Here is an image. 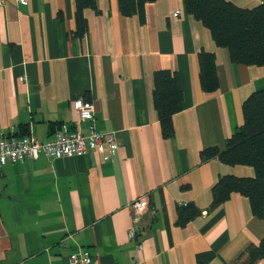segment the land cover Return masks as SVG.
Returning <instances> with one entry per match:
<instances>
[{
  "label": "crops",
  "instance_id": "1",
  "mask_svg": "<svg viewBox=\"0 0 264 264\" xmlns=\"http://www.w3.org/2000/svg\"><path fill=\"white\" fill-rule=\"evenodd\" d=\"M96 1L98 11H84L89 28L80 39L75 0H0V133L46 142L63 124L88 132L92 122L80 121L76 106L83 99L94 104L96 129L116 130L120 144L113 159L41 154L6 164L0 264H70L79 251L90 264H198L208 251L215 257L207 264H234L264 238V218L240 193L209 211L212 187L220 175L254 176L255 169L202 162L200 151L224 149L244 124L243 102L264 88V66L233 63L184 0L148 3L145 22L122 14L119 0ZM201 51L216 54L217 91L202 88ZM163 68L178 72L184 92L168 139L153 102L154 71ZM141 196L149 206L136 222L132 204ZM188 203L202 215L178 226L177 208Z\"/></svg>",
  "mask_w": 264,
  "mask_h": 264
},
{
  "label": "trees",
  "instance_id": "2",
  "mask_svg": "<svg viewBox=\"0 0 264 264\" xmlns=\"http://www.w3.org/2000/svg\"><path fill=\"white\" fill-rule=\"evenodd\" d=\"M157 0H119L120 11L127 17L138 15L146 19V5ZM187 11L206 26L215 44L228 49L233 63L264 66V0L253 8H243L231 0H184ZM76 29L74 35L82 39L88 31L86 8L98 11L96 0H75ZM200 80L205 92L219 89L215 52L199 53ZM154 107L158 113L164 138L175 135L174 114L184 108V92L176 70L154 71ZM244 124L226 140L224 149L210 146L200 151L202 162L218 159L224 164L247 165L255 169L254 176L220 175L212 187L213 200L209 211L228 201L233 193H240L250 201L252 212L264 218V88L251 93L243 102ZM17 135H27L18 134ZM176 224L184 227L202 215L192 203L177 208ZM91 256V255H90ZM214 252L197 255L198 264H207ZM264 258V238L259 244H250L234 264H256ZM93 259V258H92Z\"/></svg>",
  "mask_w": 264,
  "mask_h": 264
},
{
  "label": "built area",
  "instance_id": "3",
  "mask_svg": "<svg viewBox=\"0 0 264 264\" xmlns=\"http://www.w3.org/2000/svg\"><path fill=\"white\" fill-rule=\"evenodd\" d=\"M21 4H28V0H18ZM179 11L174 13L178 16ZM25 80V77L21 78ZM79 120L92 122L89 131L83 132L79 123L76 127L63 124L52 137L41 142L33 135H17L14 131L0 133V172L9 162H23L29 158H38L41 154L51 159L67 156L85 155L91 152L105 153L111 159L119 149L116 130L99 131L95 127V107L93 102L80 99L76 103ZM79 122V121H78ZM149 206L145 196L139 197L132 204L134 219L137 222L141 213ZM137 238V229L134 225L130 229V239ZM140 247V244H138ZM92 257L87 254L75 252L69 256L70 264H90Z\"/></svg>",
  "mask_w": 264,
  "mask_h": 264
}]
</instances>
